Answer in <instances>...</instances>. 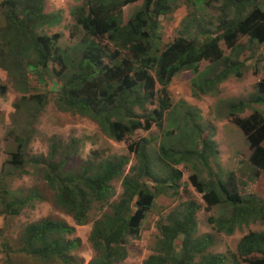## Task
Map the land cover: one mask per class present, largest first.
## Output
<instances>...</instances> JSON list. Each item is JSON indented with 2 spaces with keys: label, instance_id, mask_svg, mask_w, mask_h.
Instances as JSON below:
<instances>
[{
  "label": "rangeland",
  "instance_id": "obj_1",
  "mask_svg": "<svg viewBox=\"0 0 264 264\" xmlns=\"http://www.w3.org/2000/svg\"><path fill=\"white\" fill-rule=\"evenodd\" d=\"M5 1L0 0V53L7 51L4 44H8L10 39L6 33L8 8L3 5ZM157 1L154 0L152 9ZM117 2L92 0L93 6ZM166 2L169 12L155 16L156 26L152 31L151 40L158 54L183 37L201 43L205 33L214 35L226 18L241 14V8L225 9L223 0ZM143 4L139 1L124 6L121 10L123 22H128ZM23 6L18 5V10ZM254 6L264 11V0ZM89 10L88 0H46L45 12L60 18V22L44 32L51 36L59 34V47L71 57L82 56V51L77 53V50L84 39L95 40L86 34L79 22L80 16L87 15ZM100 44L107 48L108 53L116 50L107 39L101 40ZM238 45H249L250 48L245 52V49L231 50L221 41L223 60L216 63L204 60L197 73L183 71L175 76L167 89L161 125L154 124L149 130H138L122 142L109 138L92 119L59 108L57 96L61 86L53 72L54 68L58 71L57 65L50 64L48 69L43 70L28 66V61L14 63L7 59L4 65L12 69L11 73L0 68V195L6 190L8 196L30 200L27 202L29 206H25L20 215L0 216V237H3L0 238V264H54L26 254H5L2 246L5 241L10 248L18 250L25 228L44 219L65 222L74 227L75 233L71 238L79 239L81 244L72 253V264H91L97 258V250L90 240L94 223L104 213H111V209L108 205L102 208L100 203L94 202L86 224L77 225L73 214L59 205L58 190L50 186L47 177L52 174L51 167L59 163H64L59 174L76 175L83 166H97L103 160L116 161L121 157H126L129 162L125 168V174H128L138 162L137 156L129 151V146L139 142L147 145L159 178H168L176 171H181L183 175L177 182L178 188L168 186L166 194L156 197L151 211L142 222L140 237L131 239L127 246L129 257L118 264H145L161 240L159 225L167 224L170 218L182 217V212L192 207L197 208L194 237L213 239L206 254L221 257L224 264H245L238 252L242 239L251 233H264V208L260 204L264 202V173L251 164V146L233 119H248L256 112L264 114V105L253 103L244 111H233L232 107L241 101L248 102L257 94V85L264 80V43H250L249 37H244ZM123 57L125 55L121 59ZM236 62L244 63L240 69L243 76L233 74L213 84L212 90L205 91V80H214L226 67ZM25 72H28V87L22 85L21 78ZM150 74L156 78L154 72ZM25 88L29 90L26 93L23 91ZM155 91L156 98L152 103L144 109L135 108L138 117L154 116V111L161 109L164 92L157 80ZM200 131L207 135L208 143L214 148V153L210 154V168L199 157L175 164L174 160L159 156L163 147L179 152H200L203 144ZM20 140L25 141L22 166L13 162ZM193 179L223 183L229 193L241 196L243 202L238 203V207L243 209L248 207L247 202L253 203L251 212L236 214L233 205L226 199L227 194L223 196L224 202L209 207ZM122 182L121 178L112 183L115 192L111 200L113 203L122 198ZM223 221H228V226L233 228L232 235L219 228ZM181 241H177L179 247ZM10 248H6L7 251ZM199 260L198 255L196 264Z\"/></svg>",
  "mask_w": 264,
  "mask_h": 264
},
{
  "label": "trees",
  "instance_id": "obj_2",
  "mask_svg": "<svg viewBox=\"0 0 264 264\" xmlns=\"http://www.w3.org/2000/svg\"><path fill=\"white\" fill-rule=\"evenodd\" d=\"M88 1L90 10L87 15L80 16L79 22L83 24L86 34L95 40L84 39L81 42L77 50V53L82 51L79 58L71 57L59 47V34L51 36L44 32L60 22V18L45 12L46 0L5 1L3 5L8 8L6 33L10 39L8 44H4L7 51L0 53V68L11 73L12 69L4 65L7 59L14 63L28 61V66L43 70L48 69L50 64L57 65L58 71L54 68L53 72L61 86L57 96L59 108L92 119L109 138L117 142L124 141L138 130H149L154 124L160 126L172 79L183 71L197 73L204 60L212 63L223 60L221 41L231 50L245 49L244 52L250 46L238 45L241 38L249 37L250 43H264V11L254 6L260 0H223L227 10L241 8L240 16L226 18L218 32L214 35L205 33L201 43L183 37L161 54L155 50L151 39L156 26L155 18L169 12L166 0H158L153 9L154 0H117L112 5L102 3L98 6H93L92 0ZM139 1L144 2L143 7L124 23L122 8ZM18 5L24 6L18 10ZM81 11L85 13L84 9ZM104 39L114 44L116 50L113 53H108L107 48L101 46ZM123 55L125 58L121 59ZM243 66L242 62L232 63L214 80H205V91L212 90L213 84L233 74L243 76L240 71ZM151 72L155 73L156 78ZM39 75L43 80V74ZM27 76L28 72H25L21 78L24 87H28ZM156 80L164 92L161 109H156L154 116L140 118L135 108L144 109L153 102L156 98ZM23 91L26 93L29 90L25 88ZM253 103L264 104V80L257 85L256 95L232 109L244 111ZM233 120L251 146V164L264 172V116L256 112L248 119L236 117ZM199 133L203 134L200 152H179L163 147L159 156L172 159L175 164L199 157L210 168L209 159L214 148L208 143L207 135L203 131ZM24 147L25 141L20 140L18 151L13 156V162L19 166L24 165ZM129 151L137 156L138 162L128 174H125V168L129 162L126 157H121L116 161L103 160L97 166H83L76 175L59 174L58 171L64 166V163H59L51 167L52 174L47 177L50 186L58 190L59 205L73 214L77 225L86 224L94 202L100 203L102 208L108 205L111 209V213H104L94 223L90 240L97 250V258L91 264L125 261L129 257L127 246L131 239L140 237L142 222L151 211L156 197L166 194L168 186L178 188L177 182L182 179L181 171L173 172L168 178H159L145 143L131 144ZM121 178L124 192L122 198L113 203L111 200L115 192L112 183ZM193 183L204 194L209 207L224 202L223 196L227 194L226 199L233 205L236 214H248L253 208V203L247 201L244 202L248 203V207H238V203L243 202L241 196L229 193L221 182L211 180L207 183L193 179ZM3 194L0 195V216H18L29 204L30 198L8 196L6 190ZM260 204L264 208V202ZM196 209L185 210L182 217L170 218L167 224L159 225L161 240L145 264H196L198 255V264H224L221 257L206 254L213 243L211 237H194ZM228 225V221H223L219 228L232 235L233 228ZM74 233L75 228L65 222L44 219L25 228L18 250L10 248L5 241L2 246L5 254L21 253L54 264H72V253L81 244L79 239L71 238ZM179 239L182 240L180 247L177 244ZM6 248L10 249L7 251ZM238 252L245 264H264V233H251L244 237Z\"/></svg>",
  "mask_w": 264,
  "mask_h": 264
},
{
  "label": "crops",
  "instance_id": "obj_3",
  "mask_svg": "<svg viewBox=\"0 0 264 264\" xmlns=\"http://www.w3.org/2000/svg\"><path fill=\"white\" fill-rule=\"evenodd\" d=\"M255 105H264V104H255ZM256 107V106H255ZM258 108V107H257ZM258 111H259V109H258ZM260 112V111H259ZM261 113V112H260ZM261 114H263V113H261ZM263 116H264V114H263ZM262 172V171H261ZM264 173V172H263Z\"/></svg>",
  "mask_w": 264,
  "mask_h": 264
}]
</instances>
